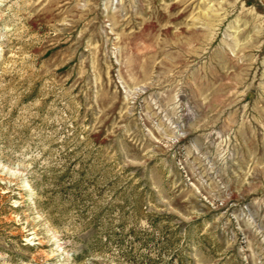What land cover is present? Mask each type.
<instances>
[{
    "label": "rangeland",
    "instance_id": "1",
    "mask_svg": "<svg viewBox=\"0 0 264 264\" xmlns=\"http://www.w3.org/2000/svg\"><path fill=\"white\" fill-rule=\"evenodd\" d=\"M0 264H264V0H0Z\"/></svg>",
    "mask_w": 264,
    "mask_h": 264
}]
</instances>
